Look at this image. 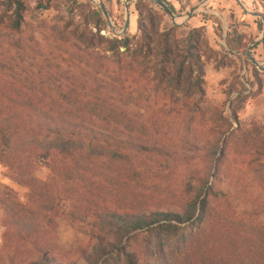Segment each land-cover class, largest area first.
Wrapping results in <instances>:
<instances>
[{"label": "trees", "instance_id": "trees-1", "mask_svg": "<svg viewBox=\"0 0 264 264\" xmlns=\"http://www.w3.org/2000/svg\"><path fill=\"white\" fill-rule=\"evenodd\" d=\"M32 1L60 18L32 24L24 0H0V166L27 190L0 194V264H264V129L238 117L264 87L256 38L229 27L218 61L204 27H163L148 0L121 39L87 0ZM239 53L253 80L227 91L233 129L204 77ZM59 219L86 237L76 251L59 247Z\"/></svg>", "mask_w": 264, "mask_h": 264}, {"label": "rangeland", "instance_id": "rangeland-1", "mask_svg": "<svg viewBox=\"0 0 264 264\" xmlns=\"http://www.w3.org/2000/svg\"><path fill=\"white\" fill-rule=\"evenodd\" d=\"M84 2L86 0H78ZM98 1V0H95ZM137 0L130 2V14H131V24L128 31V34L133 35L137 31V18L134 11V3ZM170 6L174 7V14L176 16V22L182 23L186 27V30L192 29L194 27H204L205 35L209 40V44L216 49L219 54H217V59L220 61L222 58V48L225 51H229L225 39L226 28L229 27L236 28L239 33L250 35L255 37V40L261 38L262 27L261 29L257 28L255 25V20L246 12L241 9V7L234 0H209L207 4L201 5L204 0H164ZM264 0H243V4L247 7L249 12H260L264 14V9L262 2ZM27 6L26 19L32 24H39L42 22L49 23L51 21H57L60 18V14L56 11L54 12H38L35 10V4L32 0H24ZM104 3L111 14L113 23L116 26V30L120 32L125 23V8L124 0H104ZM93 4V3H92ZM94 6H97L93 4ZM55 6V4L53 5ZM58 7V4H56ZM98 7V6H97ZM198 7L194 16L191 20L185 22V16L188 14L189 10L192 8ZM204 16H207L205 20ZM216 19L222 25L223 36H219V28L217 26ZM257 21L262 20L257 18ZM182 25V26H183ZM172 26L171 19L166 15L164 17L163 27ZM108 30V29H107ZM109 34L111 32L108 30ZM112 35V34H111ZM39 40H41L40 34H35ZM260 44V43H259ZM257 49V48H256ZM221 54V55H220ZM241 59L235 57H229L224 59L222 62L224 66L219 67L220 64H217L216 61L212 60L208 62L205 66V101L209 109H219L222 110L223 115L230 119L233 123V129L237 127V124L234 123L231 115L232 109L235 107L233 101L238 96L237 93H233L229 98L227 96V91L232 88H238L237 80L244 81V79L253 80L251 75V70L247 74L249 66L246 63L245 55L239 53L237 54ZM255 56H257L255 52ZM259 63L264 64V55L259 57ZM240 67L243 68L240 71ZM260 71H263L259 69ZM261 78L264 85V72H261ZM250 89V86L246 84ZM251 91V89L249 90ZM248 94V93H244ZM239 121L243 128L251 129L256 126H263L264 129V87L260 95L255 97L249 96L244 104V109L238 115ZM48 175L47 169L42 163L37 164L36 177L39 180H46ZM213 182V178H211ZM13 190L19 200L22 203H26V194L27 190L25 188L17 186L12 180L8 177L6 169L0 166V194L3 193L4 189ZM254 192H257L256 186L254 185ZM62 205L63 209L67 208L68 204L64 202ZM4 213L0 207V244L2 241V236L5 232L4 228ZM58 243L59 247L63 251H76L80 239H85L83 235H79L76 229L67 222L66 220L59 219L58 227ZM82 237V238H81ZM87 240V239H86Z\"/></svg>", "mask_w": 264, "mask_h": 264}, {"label": "water", "instance_id": "water-1", "mask_svg": "<svg viewBox=\"0 0 264 264\" xmlns=\"http://www.w3.org/2000/svg\"><path fill=\"white\" fill-rule=\"evenodd\" d=\"M95 5L98 6V8L100 9L105 21L107 22V29L111 32L112 36L116 37V38H124L128 35V31H129V27H130V21H131V14H130V2L133 0H124V8H125V23H124V27L123 29L118 32L116 30V26L112 21V18L109 14V11L104 3L103 0H87ZM150 2H153L154 4H156L158 7H160L165 13L166 15L171 19V23L173 27H181L183 24L182 23H177L176 22V16L174 14V12L172 11V9L163 1V0H148ZM209 0H204L201 5H205ZM236 2L239 4V6L247 11V9L244 7V5H242L240 3L239 0H236ZM198 7L196 8H192L189 10L188 14L185 16V22L189 21L192 19V17L194 16L195 12L197 11ZM251 16L253 17H258L262 20L263 22V28H262V35L261 38L254 41L252 44L249 45L248 49H247V57L249 59V61L255 65L258 69L264 70V64L261 65L259 64L252 56L251 54V49L256 46L258 43H260L263 38H264V14L260 13V12H248ZM228 34V29L226 28V35Z\"/></svg>", "mask_w": 264, "mask_h": 264}, {"label": "crops", "instance_id": "crops-1", "mask_svg": "<svg viewBox=\"0 0 264 264\" xmlns=\"http://www.w3.org/2000/svg\"><path fill=\"white\" fill-rule=\"evenodd\" d=\"M104 1V0H103ZM235 2H236V0H234ZM240 1V3L242 4V5H244L243 4V0H239ZM208 3V2H207ZM206 3V4H207ZM237 3V2H236ZM238 4V3H237ZM239 5V4H238ZM244 7L247 9V7L244 5ZM242 9V8H241ZM243 10V9H242ZM243 11H245V10H243ZM247 13L249 12L248 10L246 11ZM249 14V13H248ZM250 15V14H249ZM251 16V15H250ZM254 20H257V18L258 17H253V16H251ZM130 24H131V21H130ZM130 28V27H129ZM256 41V40H255ZM258 46H257V49H255V50H252L251 49V54H252V56H253V58L259 63V57L261 56V55H264V38H263V40L260 42V44L258 43L257 44ZM255 52H256V54H257V56H255ZM260 64V63H259ZM247 72V71H246Z\"/></svg>", "mask_w": 264, "mask_h": 264}]
</instances>
